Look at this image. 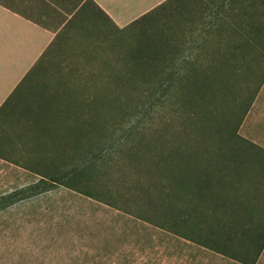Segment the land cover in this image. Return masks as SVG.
<instances>
[{
	"label": "rangeland",
	"instance_id": "374dc122",
	"mask_svg": "<svg viewBox=\"0 0 264 264\" xmlns=\"http://www.w3.org/2000/svg\"><path fill=\"white\" fill-rule=\"evenodd\" d=\"M212 1L171 0L124 27L99 17L97 28L76 30L40 60L4 106L11 111L7 127L18 139L14 145L30 163L16 166L11 181L0 176V264H247L244 259H255L261 243H243L242 236L262 232L257 227L264 225V186L229 176L264 173V149L240 132L264 82L263 46L231 56L215 80H168L166 97L157 87L160 80L141 74L163 64L161 40L189 35V17ZM232 34L237 36L236 30ZM230 46L207 45L223 51ZM85 95L97 108L93 134L83 147L73 125L82 116ZM143 122L150 124L143 136L148 147L188 148L158 159L167 185L175 169L192 162L186 222L191 238L171 230L178 222L160 187L143 200L123 181L122 167L128 177L133 161L155 163L152 152L127 151L141 140L126 132ZM84 148L101 153L99 165L81 169ZM196 162L205 163L204 176L213 179L209 185L196 182Z\"/></svg>",
	"mask_w": 264,
	"mask_h": 264
},
{
	"label": "trees",
	"instance_id": "16d2710c",
	"mask_svg": "<svg viewBox=\"0 0 264 264\" xmlns=\"http://www.w3.org/2000/svg\"><path fill=\"white\" fill-rule=\"evenodd\" d=\"M171 1V0H168ZM167 1V2H168ZM163 3L161 6L165 5ZM159 6V7H161ZM201 13L192 14L187 26L190 31L189 35H183L177 42L175 38H163L160 44V51L163 64L155 66V69L145 76H155L153 80H160L158 88L161 89L162 94L167 96L170 93L171 86L168 80H215L220 71H223L225 65L230 62L231 56L244 53L248 48L263 46L260 53H264V0H213L211 3L200 8ZM193 11V10H192ZM236 30L237 36L232 34ZM181 34V33H179ZM209 44H229L231 45L227 50L223 51L221 48H209ZM192 48V50H188ZM209 48V51H206ZM48 52V51H47ZM45 52L43 57L47 54ZM171 54V55H170ZM42 59V58H41ZM40 59V60H41ZM39 60V62H40ZM178 61V62H177ZM37 62V64L39 63ZM29 72V74L20 82L15 91L8 98L5 106L12 101L14 96L21 90L24 84L28 81L30 74L36 68ZM264 80V73L262 75ZM146 80H152L150 78ZM81 105L83 107L82 116L79 115L76 119L75 128L80 130L81 142L85 147V142L92 136V126L95 124V113L93 109L97 108L94 105V100L90 95H85L82 98ZM72 107V106H71ZM249 108L247 109L248 112ZM84 112V113H83ZM85 112L88 115H85ZM57 117V116H55ZM148 122L143 124L132 125L126 132L125 136L131 139L140 137V146H132L127 149L128 153L139 156L144 151L152 152L151 156L155 163L144 164L133 161L131 167L133 168L132 175L126 177V170L122 167L121 175L123 181L129 188L135 190L143 199V195H153L160 191L169 198V202L173 205L175 217L178 222L177 227H172L171 230L187 238H191L186 229L187 215V183L189 181V174L191 173V160H185L180 170L175 169L173 179L170 184L164 183V179L160 178L161 163L158 159L163 155H173L180 150L188 151L186 146L179 147L177 150L172 147L169 152L167 149L161 147H148V143L144 140V135L149 127ZM45 127H40L39 130H45ZM162 139H166L165 135L161 134ZM123 139V138H120ZM85 141V142H84ZM101 157V153L87 152L84 148L81 152V169L89 170V168L96 167ZM110 162L104 165L109 166ZM205 163L196 162L193 171L197 175L195 180L197 183L209 182L212 178H205L206 167ZM29 167V166H27ZM113 167V165H112ZM36 172L47 177L45 173L40 170ZM220 179V178H219ZM56 180V179H55ZM222 180V178L220 179ZM144 200V199H143ZM197 208V207H196ZM200 211V208H197ZM199 215V212H198ZM261 232L259 233V236ZM264 244H260L257 255L262 250ZM223 252V250H219Z\"/></svg>",
	"mask_w": 264,
	"mask_h": 264
},
{
	"label": "crops",
	"instance_id": "0c3cea01",
	"mask_svg": "<svg viewBox=\"0 0 264 264\" xmlns=\"http://www.w3.org/2000/svg\"><path fill=\"white\" fill-rule=\"evenodd\" d=\"M168 0H0V176L10 181L15 167L29 164L10 135L5 103L17 86L54 46H63L76 30L97 28L99 17L118 27L147 17ZM241 135L264 149V82L242 120ZM18 151V152H17ZM239 176L231 180H255L264 186V173ZM264 231V225L257 230ZM261 232V233H262ZM244 237V238H243ZM243 243H263L264 236H242ZM250 260V261H249ZM247 264H264V246ZM249 263H248V262Z\"/></svg>",
	"mask_w": 264,
	"mask_h": 264
}]
</instances>
